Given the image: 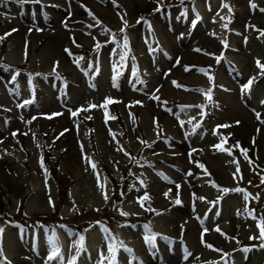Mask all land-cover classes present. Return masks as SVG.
<instances>
[{
    "label": "rangeland",
    "instance_id": "rangeland-1",
    "mask_svg": "<svg viewBox=\"0 0 264 264\" xmlns=\"http://www.w3.org/2000/svg\"><path fill=\"white\" fill-rule=\"evenodd\" d=\"M262 9L0 0V264H264Z\"/></svg>",
    "mask_w": 264,
    "mask_h": 264
},
{
    "label": "snow or ice",
    "instance_id": "snow-or-ice-1",
    "mask_svg": "<svg viewBox=\"0 0 264 264\" xmlns=\"http://www.w3.org/2000/svg\"><path fill=\"white\" fill-rule=\"evenodd\" d=\"M37 2H38V0H37ZM225 6H226V7H229V9L231 10V8H230L229 5H225ZM252 7L255 8L256 5L253 4ZM261 11H264V9H262ZM126 26H127V25H126V22H125V28H126ZM226 26H227V25H225V27H226ZM123 30H124V29H122V31H123ZM262 35H264V33H262ZM97 47H99V45H97ZM66 51H68V50H66ZM257 64H258L259 67H261L262 69H264V65H260V64H259V61H257ZM186 70H187V69H186ZM250 85H251V81L249 82V87H250ZM208 99L211 100V94H210V93L208 94ZM108 102L111 103L112 101L109 99ZM26 103H27V102H26ZM138 103H139V102H138ZM93 107H95V105H93ZM73 115H75V113H73ZM216 147H217V148H220L221 150H224V149H223V145H216ZM243 151L245 152V158H247V156H246V151H247V150H243ZM92 167L95 168V164H92ZM201 167H203V166L201 165ZM223 191H225V192H227V191H241V192H243V189H233V190L224 189ZM247 198H248V197L246 196L245 199H247ZM105 199H107V195H105ZM143 199L146 200V199H149V197L145 196ZM176 203H180V201L177 200ZM122 214H123V215H127V213H122ZM239 214H240V213H238V215H239ZM252 218L255 219L256 217L253 216ZM258 227H259V230H260V236H259V237H250V239H260V240L264 241V218H261V222H260V224L258 225ZM216 230H217V231H220L219 228H217ZM205 231H206V230H205ZM2 233H3V229H0V234H2ZM155 238H156L155 234L148 235V236L145 237L146 242L149 243V244H152V243L154 242ZM80 239H81V242H82V241H83V237H81ZM53 243L55 244V241H54V240H53ZM209 247H211V246L209 245ZM116 250H117V249L115 248V246H112V245L109 246V252L112 253V264H117L116 259H115V253H116ZM58 256H59V249L56 248V247H53L52 253H51V255L49 256V260H52L53 258H57ZM71 264H75V261H72ZM99 264H103V261H100Z\"/></svg>",
    "mask_w": 264,
    "mask_h": 264
},
{
    "label": "trees",
    "instance_id": "trees-1",
    "mask_svg": "<svg viewBox=\"0 0 264 264\" xmlns=\"http://www.w3.org/2000/svg\"><path fill=\"white\" fill-rule=\"evenodd\" d=\"M236 14L238 15L239 13H235V14H233V16H237ZM260 27L263 28L262 25H260ZM2 212H3V208H2L1 203H0V215Z\"/></svg>",
    "mask_w": 264,
    "mask_h": 264
}]
</instances>
